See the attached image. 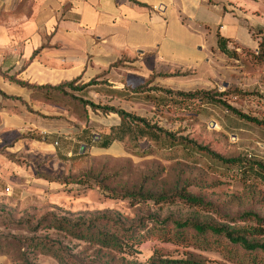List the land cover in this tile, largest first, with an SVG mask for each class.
Returning <instances> with one entry per match:
<instances>
[{
  "label": "rangeland",
  "instance_id": "obj_1",
  "mask_svg": "<svg viewBox=\"0 0 264 264\" xmlns=\"http://www.w3.org/2000/svg\"><path fill=\"white\" fill-rule=\"evenodd\" d=\"M257 42L255 49L233 50L226 62L215 63L217 76H207L204 82L191 76L181 79L180 90L159 86L166 79L156 77V72L144 82H132L129 78L131 85L126 84V88L131 92L137 90V95L124 92L118 98L121 102L117 109L146 119L150 132L143 137L139 133L143 125L129 122L131 130H137L138 134L132 141L127 138L119 142V155H95L90 145H85L83 151H77L68 161L29 157L16 160L23 172L14 181L0 182V236L61 242L84 264H162L161 259L238 264L224 251L203 250L194 245L150 239L135 253L128 254L91 245L53 229L37 232L30 229L46 216L67 217L72 221L93 219L99 227L110 231L138 224L152 227V218L193 219L243 228L252 223L228 220L248 213L264 217V180L260 171L244 175L201 150L207 148L228 158L264 166V125L242 120L216 102L223 100L264 122V63L258 58L261 41ZM167 90L209 92L214 101L166 95ZM64 107L71 116L72 130L82 129L83 137L88 135L83 139L87 144L121 124V117L114 113L94 111L90 107L82 109L71 103ZM211 122L216 124L214 128L210 127ZM182 138L188 145L181 142ZM72 180L84 182L70 183ZM97 181L122 192L136 189L153 194H171L188 184L191 195L212 207H190L181 200L173 204L142 201L132 205L128 200L106 197L97 187ZM30 256L37 264H60L51 255L36 252ZM0 264L18 263L9 255H1Z\"/></svg>",
  "mask_w": 264,
  "mask_h": 264
},
{
  "label": "crops",
  "instance_id": "obj_2",
  "mask_svg": "<svg viewBox=\"0 0 264 264\" xmlns=\"http://www.w3.org/2000/svg\"><path fill=\"white\" fill-rule=\"evenodd\" d=\"M260 30L264 0H0V91L9 97L0 94V182L23 172L19 158L68 161L88 138L72 130L66 107L5 76L38 86L78 80L88 87L70 94L117 108L122 92L137 95L129 78L180 72L204 82L233 50L255 49ZM183 78L159 86L180 90ZM118 145L90 148L119 155Z\"/></svg>",
  "mask_w": 264,
  "mask_h": 264
},
{
  "label": "trees",
  "instance_id": "obj_3",
  "mask_svg": "<svg viewBox=\"0 0 264 264\" xmlns=\"http://www.w3.org/2000/svg\"><path fill=\"white\" fill-rule=\"evenodd\" d=\"M255 39H257V41H261V49H259L258 58L262 63H264V31L260 30L257 32L255 34ZM156 75V77L167 79L173 77H186L188 76V73L175 72L159 73ZM5 78L33 91L36 96L40 95L47 100L52 99V102H55L59 106L71 103L82 109L90 107L94 111L101 110L104 113H114L121 117V124L119 128H110L107 132H105V134L99 135V140L94 138L91 141V144L87 145H97L100 148H109V146L115 141L124 142L127 138L130 141L134 140L138 133L137 130H131L129 122L141 123L143 125V129L139 130V133H141L143 137L150 132V126L144 118H139L125 110L117 109L112 106H102L96 104L92 100H87L70 94V91L83 92L88 87L86 85L76 87L75 84L78 80L70 83H63L58 86H38L18 80L16 77L5 76ZM93 84L95 83L91 82L89 86ZM128 89L129 88H126V90ZM133 92L136 93L137 90ZM0 94L4 98H9L1 91ZM165 94L185 99L199 98L203 101H214L213 95L209 92L185 93L167 90L165 91ZM83 95H85V93ZM122 95H124V92L120 94V96ZM218 95L221 96L222 94ZM216 102L242 120L256 123L258 125H264V122L242 113L241 111L228 105L227 102L223 100H218ZM166 135L171 138L170 134L167 133ZM181 142H183L185 146L188 145L186 140L183 138L181 139ZM201 150L206 151L209 155L226 166L236 167L239 172L244 173V175L246 172L259 173L260 171V175L264 180V166L262 164H251L248 161H245V159L236 157L228 158L207 148H203ZM47 179L52 181L50 178ZM83 182L84 181L82 180L70 181V183L75 184H81ZM96 185L101 188L106 197L128 200L132 203V205L141 203L142 201H153L156 204H173L177 200H181L190 207H197L201 209H210L212 207V205L206 203L203 199L191 195L187 191L188 184H185L180 190L171 194H153L151 192L136 189L122 192L116 188H109L104 181H97ZM150 220L153 223L152 227H149L147 224H138L129 228L120 227L119 230L116 229L110 231L99 227L93 219H90L89 221L82 219L72 221L67 217L57 218L53 216H46L38 223L37 226L31 228L30 230L37 232L41 229H53L58 232L65 233L76 240L85 241L91 245L128 254L135 253L137 248L144 242L154 239L165 243H173L175 245H194L195 247L203 250L216 249L220 252L224 251L238 264H264V217H260L258 214L248 213L241 215L240 217L230 218L228 220L231 223H252L251 225H246L243 228H234L228 225H216L212 223H200L193 219L179 220L172 217L163 221L156 218H152ZM36 252L51 255L60 264H84L69 250H67V248L63 247L61 242H54L47 238L39 237L33 239H22L14 236H0V256L9 255L15 263L37 264L30 256ZM159 262L162 264H204L202 262L170 261L162 259L159 260Z\"/></svg>",
  "mask_w": 264,
  "mask_h": 264
},
{
  "label": "water",
  "instance_id": "obj_4",
  "mask_svg": "<svg viewBox=\"0 0 264 264\" xmlns=\"http://www.w3.org/2000/svg\"><path fill=\"white\" fill-rule=\"evenodd\" d=\"M215 126H216V124H215L214 122H211V123H210V127H211V128H214ZM82 151H83V149H82Z\"/></svg>",
  "mask_w": 264,
  "mask_h": 264
},
{
  "label": "built area",
  "instance_id": "obj_5",
  "mask_svg": "<svg viewBox=\"0 0 264 264\" xmlns=\"http://www.w3.org/2000/svg\"><path fill=\"white\" fill-rule=\"evenodd\" d=\"M56 145H57V143H56Z\"/></svg>",
  "mask_w": 264,
  "mask_h": 264
}]
</instances>
